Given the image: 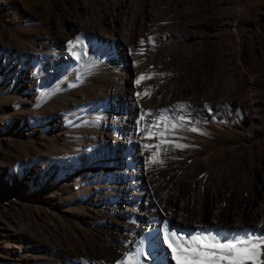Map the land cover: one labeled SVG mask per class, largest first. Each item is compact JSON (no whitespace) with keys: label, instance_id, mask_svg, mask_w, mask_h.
<instances>
[{"label":"bare ground","instance_id":"6f19581e","mask_svg":"<svg viewBox=\"0 0 264 264\" xmlns=\"http://www.w3.org/2000/svg\"><path fill=\"white\" fill-rule=\"evenodd\" d=\"M56 2L60 10L55 13L43 11L42 15L38 16V13L30 10L25 14L26 21L22 18L21 21L15 20L12 29L5 30L0 27V37L6 36L15 47L30 49L35 53H27L29 63L22 58L11 57L13 64L18 60L20 66L14 67V87L17 91L24 90L23 98L19 99L16 96V99L24 101L21 104L22 108L29 109L33 100L40 95L38 91L44 81L52 83L51 81L55 79L64 78L67 81L65 83L69 82V85L70 81L75 85H79L78 81L83 83L81 87L92 82V90L97 94L93 95L92 107L99 112V116L97 120L94 117L92 120L95 121L89 123L93 130L88 134L90 143H87L91 144L89 147L80 146L81 140L85 139L87 134L85 136L72 129L69 131L72 133L66 136L68 141L64 147L55 149L50 144L46 148L44 156L47 162L46 170H42L40 174L45 179L44 187L53 194L55 191L59 194L57 198L44 199L43 195H40L43 197L39 199L40 201L38 198L32 200L34 204L50 212L47 214L49 220L43 223V227L38 226L33 219L30 220V227H38L36 234L30 239L21 233L12 234L10 239L11 243L16 245L15 254L18 255L24 242L29 240L32 247L40 246V249L44 248L45 251L46 263L36 264H48L52 260L54 264H84L85 261L88 264L117 262L128 264L130 256L133 257L131 264H136L137 260L139 264H176L164 241L165 228L169 231L176 230L184 238L197 233L204 235L219 233L225 236L249 232L257 235L264 233V156L255 160V164L247 171L246 180L237 186L244 192L242 197L231 195L224 186L222 177L226 178L229 173L217 170V165L205 170L208 167L206 158L189 167L190 174L204 170L203 176L186 182L170 179V195L162 199L160 204L153 203L148 194V180L150 182L148 175L154 169L156 159L153 153L159 148L158 134H154L159 132L156 131L158 128L155 130L158 126L153 125L155 121L152 122L151 119L156 115L159 118L161 115L169 117L168 115L172 113L169 103H161L162 95L156 84H169L175 97H178L181 105L185 106L180 113L183 118L187 116V110L196 107L197 104L212 102L222 93L228 94L231 107L239 108L237 88L232 84L230 88L223 90L221 87L223 85L220 84L223 74L216 75V78L213 76L214 66L219 65L220 61L210 56L209 38L199 24V19L203 16L204 3H201V0H56ZM21 7L23 6L17 4L16 10L22 9ZM235 25L242 26L239 22ZM223 27L228 26L223 24ZM236 29L242 33L240 28ZM77 37L90 49L91 55H87H90L91 62L99 61L98 64L92 63L91 67L94 66L92 72L80 68L84 61L81 53L86 51L81 52L80 48L73 49L71 46L76 45L69 43L78 41ZM149 37L152 38L151 41ZM141 40L144 43H141ZM214 40L224 41L219 37H215ZM247 41L248 38L242 36L238 51L241 57L248 51ZM226 44L223 43L222 47L228 51ZM46 45L49 48L56 47L61 52L42 56L44 52L40 54V51L46 50ZM249 53L255 63L258 62L261 50L255 47L249 49ZM232 59L228 57L231 63ZM141 63L145 65V78L141 85L136 86L133 82L135 78L139 79L138 65H142ZM31 70L36 71L35 78ZM27 79L29 85L22 88L21 84ZM73 79H77V83ZM212 79L215 86L209 93H202L197 97V87H202ZM58 94L60 93L54 96L63 107L69 106L72 110V107L76 106L77 108H73L76 111L80 113L85 111L84 106L89 100L86 96L76 97L73 101L62 99ZM143 96L146 100L144 105L141 104ZM193 99L198 100V103ZM40 103L41 101L39 104L37 102L38 105ZM256 107L259 110L255 113L254 122L256 125L264 124V105L259 102ZM137 116L139 118L143 116V119L136 120ZM55 117L56 120L48 132H53L51 138L53 136L54 139H58L61 132L66 131L68 123L72 124V120L69 121L64 115L57 114ZM203 117L207 116L203 113ZM75 118L81 119V116ZM180 128L186 130L187 125L183 124ZM141 136L150 137L149 141L144 140V144L147 143L146 151L150 149L146 156L147 160L142 158L143 154H137ZM262 136L264 132L254 133L255 139ZM106 152L108 156L103 158L102 155ZM102 164L105 167L102 168ZM178 164H180L177 166L178 169L182 170L183 164ZM238 167L246 173L243 163ZM161 173L156 171L155 181L164 180ZM83 179L86 180L85 184L81 185L84 188L77 185L78 183L75 184V181L80 182ZM103 179L106 181L102 182ZM58 180L64 182L60 188H58L60 185H57ZM66 185L74 190L77 187L79 189L74 195L67 197L66 193L61 191ZM9 193L16 194L12 190ZM2 198L3 196H0V200ZM148 211H152L153 216H149ZM147 224L151 227L144 231L142 225ZM141 240L143 252L137 257L135 252L141 246ZM54 253L57 257L52 259Z\"/></svg>","mask_w":264,"mask_h":264},{"label":"rangeland","instance_id":"374dc122","mask_svg":"<svg viewBox=\"0 0 264 264\" xmlns=\"http://www.w3.org/2000/svg\"><path fill=\"white\" fill-rule=\"evenodd\" d=\"M20 1L22 0H0V27H3L5 30L12 29L14 21H21L20 18L25 19V14L30 10L36 12V14L38 13V16H41L43 11L55 13L57 10H60L56 6V0ZM20 3H22V5ZM201 3H204V11L201 17L202 20L199 19L200 22H198L209 38L210 47L208 49L210 56L220 61L219 65H216V67L214 66L212 71L213 76L216 78V75L223 74L222 83L220 82V84L223 85L221 86L223 90L230 88L232 84L237 88L238 93L236 98L239 108L231 107V99H228V94L222 93L212 102L197 104L196 107L187 110V116L181 120L180 113L183 108L178 109L179 107H177V105L182 104L181 100L175 97L169 84H156L162 95L161 103H169L168 105L171 107L172 113L168 115L169 117L161 115V117H164L162 120L161 117L159 118L157 115L155 118L153 117L151 119L152 122L155 121L153 125L158 126H154L155 130L158 128L156 131H159L154 134H158L157 144L159 148L157 150H161H159V152L157 150V152L154 151V153L157 154L154 160V166L156 168L154 167V171L152 170V173L150 172L148 175V179H150V182L148 180V194L153 203L156 202L160 204L162 199L170 195V179L186 182L187 180H197L201 178L204 174V170L190 174L189 167L201 162L205 158L207 159L206 166H208L205 170L210 166L217 165V170L229 173L226 178L222 177L224 186L231 195L242 197L244 192H241L237 186L246 180L247 171L255 164V160L260 156H264V136L258 137L257 139L254 137L255 132H264V124L256 125L254 122L256 117L255 113L259 110L256 106L259 102L264 105V0H201ZM17 4L23 6L21 7L22 9L16 10ZM238 22L242 26L237 27L235 24ZM223 24L228 27L224 28ZM236 28H240L242 33L238 32ZM242 36L248 38V43H246L248 54L246 52L244 57H241L240 54L238 55ZM215 37H219V39L224 41L220 42L219 40L217 43L214 40ZM78 41L72 42L77 47L74 45L71 47L73 49L80 48L81 52L83 50L86 51L81 53L82 57H84V63L82 62L80 64V68L81 70L92 72L94 66L91 67V65H93L90 59L91 51L83 41ZM223 43H227L226 45L229 53L222 47ZM45 47L46 50L40 51V54L43 52L45 53L41 54L42 56H46V54L50 56L61 52L56 47L49 48L47 45ZM255 47L261 50V56L256 63L249 53V49H254ZM22 48L23 47H15L13 43L9 42L6 36L0 37V196H3L0 200V264H36V262L43 263L46 261L44 248L40 249V246L32 247V245L29 244V240L24 242L20 253L18 255L15 254L14 248L16 245L11 243L10 237H12L14 233H21L30 239L38 230V227L29 226L31 225L30 220L33 219L40 227H43V223L49 220L47 214L50 212L44 207L32 202L35 198H38V200L43 197L44 199H47L46 197L57 198L59 194V192L56 191L53 194L51 190L44 187L45 179L40 174L42 170H46L45 167L47 162L44 159L46 148L49 147L50 144L55 149H60L62 146L64 147L68 141V137L66 136L72 133L69 132L72 131V129L82 135L86 136L87 134L85 139L81 140L80 146L82 148L89 147L91 144L87 143L90 141V139H88V134H90L89 131H93L92 125L90 124L89 126V123L95 121L92 120L94 117L97 120V116H99V112L95 111L92 107V100L94 96L97 95L96 92L92 90V82L88 83L87 86L84 85L81 87L80 85H83V83H79L77 80L78 78L73 80H75L76 83L78 81L77 84L79 85H75L73 81L72 84L70 81V85L73 87L69 85V82L65 83L67 81H65L64 78H61V80L55 79L56 81L53 80L55 83L51 81L53 84L49 83L50 81H44L43 86H41L38 91L40 95L37 93L38 101L37 98L34 99L29 109L22 108L21 104H23L24 101L18 100L23 98L22 92L24 90L17 91L13 84L14 67L20 68L18 65L19 61L16 60V64H13L11 57L22 58L23 61L25 60V62L29 63L30 60L27 53H34L33 50ZM87 54L90 55L88 56ZM228 57L233 58L232 63L228 60ZM45 60L46 59H44V61ZM35 64H37V62H35ZM83 64L84 66L88 64L89 66H87L89 68L87 66H85L87 67L85 68ZM141 64L142 65H138V73H140V76H138L139 79L142 75L141 73H143V77L145 78V65L144 63ZM72 72L74 73L75 71L72 70ZM31 74L34 78L36 77L35 70H31ZM144 78L140 79V84L137 83V78H135L136 80L133 83L139 86ZM29 83L27 79L26 82L21 84V87L26 88ZM206 84L202 87H197V97L202 93H209L213 86H215V81L212 79ZM61 86H65L66 88ZM165 87L166 89L164 90ZM52 88H54L55 91L54 89L52 90ZM160 88H163L161 89L163 92ZM58 92L60 93L58 95H60L62 99L67 98V100L73 101L76 100V97L79 98V96L81 97L82 95L86 96L89 100L84 106L86 109L83 108L85 111L81 113L76 111L73 109L74 107L77 108L76 106L72 107V110L69 106L63 107V104L54 96ZM50 93H52V95ZM16 96L19 99H16ZM34 96H36V94ZM142 98L141 104L144 105L146 104V102L144 103L146 100L144 96ZM167 98L171 101L169 102ZM39 100L41 101L40 105H38L40 102ZM193 100L195 103H198V100ZM67 107L68 109H66ZM203 113L207 116L206 118L203 117ZM57 114L69 118V121L72 120V124L68 123L66 131L61 132L58 139H54L53 136L51 138L53 132L51 133L48 131L52 123L56 120L55 116H57ZM80 116L81 119L75 118ZM88 118H90L91 121ZM140 118L137 116L136 120H140ZM173 124H176L177 127L173 128ZM181 124L187 125L186 130L180 128ZM192 128L198 130L192 131ZM31 130H33V132ZM144 137L141 136L139 138L140 148L137 154H143L142 158L147 160L146 156L150 149L147 148L148 151H146L147 143L146 145L144 143L145 141H149L150 137ZM141 139L145 141L143 142ZM177 144L187 145V147H176ZM142 146H144L145 149ZM107 156L108 152L102 155L103 158ZM103 158L102 160H104ZM160 160L163 161V164L159 163ZM178 163L183 164L182 170L178 169L177 166L180 165ZM241 163L244 164L246 173L238 167ZM54 164L56 163L49 165ZM103 167L105 166L103 165L102 168ZM155 170L159 173L162 172L161 174H163L164 180L160 179L155 181ZM104 181H106V179L102 180V182ZM85 182L86 180L83 179L80 182L75 181V184L78 183L77 185L84 188V186L81 185H84ZM63 184L64 182H59L58 180L57 185H60L58 188ZM66 188L63 190L61 189V191L65 192L67 197L74 195V192L79 189V187L75 190L71 189L69 185H66ZM10 190L14 191L16 194L10 195ZM40 195H43V197ZM60 196L61 195H59V197ZM147 214L153 216L152 211H148ZM142 227H144V231H148L151 225H142ZM56 257V253L52 254V259ZM48 264H54V261L52 260L48 262Z\"/></svg>","mask_w":264,"mask_h":264},{"label":"snow or ice","instance_id":"6c2138e0","mask_svg":"<svg viewBox=\"0 0 264 264\" xmlns=\"http://www.w3.org/2000/svg\"><path fill=\"white\" fill-rule=\"evenodd\" d=\"M149 40L151 41L152 38L149 37ZM69 43L72 44L71 41ZM141 43L144 41L141 40ZM92 63L98 64L99 61L94 60ZM143 78L142 74L140 79ZM140 79L137 80V83L140 82ZM177 107L185 106L177 105ZM180 119L182 120L183 117ZM172 127L175 128L177 125L173 124ZM180 127L183 125L181 124ZM191 130L197 131L198 129L192 128ZM176 147H187V145L177 144ZM153 156L155 157L156 153H153ZM159 163L163 164V161L160 160ZM164 241L176 264H264V233L257 235L249 232L228 236L219 233L215 235L197 233L184 238L176 230L169 231L165 228ZM140 245L135 252L137 257L143 252V240L140 241ZM132 259L131 256L128 258V264H131ZM84 264H88V262L85 261ZM117 264H121V262H117ZM136 264H139V260L136 261Z\"/></svg>","mask_w":264,"mask_h":264}]
</instances>
